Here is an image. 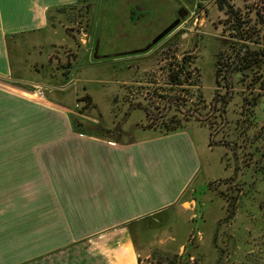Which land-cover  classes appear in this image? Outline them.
Segmentation results:
<instances>
[{"label": "rangeland", "instance_id": "obj_1", "mask_svg": "<svg viewBox=\"0 0 264 264\" xmlns=\"http://www.w3.org/2000/svg\"><path fill=\"white\" fill-rule=\"evenodd\" d=\"M219 1L189 6L184 0H81L57 22L72 46H52L51 61L67 81L83 68L99 103L96 109L71 95L82 117L98 118L106 108V118L111 102L100 90L117 85L115 138L123 129L137 136L138 127L162 133L189 127L203 159L187 203L131 224L130 234L84 241L87 248L111 237L113 247L133 240L139 264H264V22L258 0H223V6ZM178 19V26L154 42ZM236 24L241 37L233 31ZM80 47L86 58L73 49ZM238 57L242 65L229 85L227 72ZM248 61L253 64L245 69ZM111 72L119 82L104 84ZM86 257L90 263L101 260Z\"/></svg>", "mask_w": 264, "mask_h": 264}, {"label": "crops", "instance_id": "obj_2", "mask_svg": "<svg viewBox=\"0 0 264 264\" xmlns=\"http://www.w3.org/2000/svg\"><path fill=\"white\" fill-rule=\"evenodd\" d=\"M78 3L0 0V264H139L133 240L84 241L130 234L131 224L187 203L203 168L189 127L112 135L121 106L113 72L101 82L115 85L100 90L111 102L106 118V108L95 119L73 108L71 95H88L99 109L83 68L67 81L50 59L55 44L72 46L57 22ZM73 49L87 57L84 47ZM38 87L46 98H32ZM88 254L100 262H87Z\"/></svg>", "mask_w": 264, "mask_h": 264}, {"label": "trees", "instance_id": "obj_3", "mask_svg": "<svg viewBox=\"0 0 264 264\" xmlns=\"http://www.w3.org/2000/svg\"><path fill=\"white\" fill-rule=\"evenodd\" d=\"M81 0H79V2H80ZM223 0H220L219 1V4L221 5V6H223ZM258 4V12H259V14H260V18H261V20L264 22V0H258V2L256 3V5ZM78 4H76V5H73V6H70L71 8H74V7H76ZM228 5V14L229 15H231L232 16V18H234V19H237V16L234 14V12H233V10H232V8H231V5L230 4H227ZM237 21V20H236ZM233 27V31L235 32V35H237V36H242V30H241V27H240V25H238V24H236V25H234V26H232ZM263 44H264V42H263ZM247 51L249 52V50H248V48H247ZM262 51L264 52V47L262 48ZM242 63V61H241V58L239 59V57H238V59L233 63V65H231V67L229 68V72H227V76H226V79H227V82L229 83V85H230V80H229V76L233 73V72H235V71H237L238 69H240L241 68V64ZM252 62H250V61H248V62H244V66H245V69H247V68H249V67H251L252 66ZM240 67V68H239ZM263 77H264V72H263ZM230 87H232V86H230ZM261 89L262 90H264V80H262L261 81ZM84 100H86L88 103L90 102V104L92 103V101H91V98H90V96H85L84 97ZM76 126H78V124H76ZM169 130L168 131H165L166 133H170V132H174V131H176V130H178L179 128H168Z\"/></svg>", "mask_w": 264, "mask_h": 264}, {"label": "water", "instance_id": "obj_4", "mask_svg": "<svg viewBox=\"0 0 264 264\" xmlns=\"http://www.w3.org/2000/svg\"><path fill=\"white\" fill-rule=\"evenodd\" d=\"M189 6H193V4H194V1L195 0H184ZM179 15H180V17L181 18H183L184 17V11L183 10H181L180 12H179ZM180 21H181V19H178V20H176L175 22H173L170 26H169V28H167L163 33H161L160 34V36L154 41V42H157L159 39H161L164 35H166L170 30H172V29H174L176 26H178V24L180 23ZM149 48H146L145 50H139V51H137V52H144V51H146V50H148ZM137 52H132V53H137Z\"/></svg>", "mask_w": 264, "mask_h": 264}, {"label": "built area", "instance_id": "obj_5", "mask_svg": "<svg viewBox=\"0 0 264 264\" xmlns=\"http://www.w3.org/2000/svg\"><path fill=\"white\" fill-rule=\"evenodd\" d=\"M33 97H36L38 99L40 98H46V93L44 89H41L40 87L36 88L34 93H32Z\"/></svg>", "mask_w": 264, "mask_h": 264}, {"label": "flooded vegetation", "instance_id": "obj_6", "mask_svg": "<svg viewBox=\"0 0 264 264\" xmlns=\"http://www.w3.org/2000/svg\"><path fill=\"white\" fill-rule=\"evenodd\" d=\"M185 58V57H184Z\"/></svg>", "mask_w": 264, "mask_h": 264}]
</instances>
